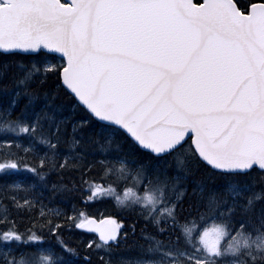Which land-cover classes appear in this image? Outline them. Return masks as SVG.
I'll use <instances>...</instances> for the list:
<instances>
[{
    "label": "snow or ice",
    "instance_id": "1",
    "mask_svg": "<svg viewBox=\"0 0 264 264\" xmlns=\"http://www.w3.org/2000/svg\"><path fill=\"white\" fill-rule=\"evenodd\" d=\"M0 264H264V0H0Z\"/></svg>",
    "mask_w": 264,
    "mask_h": 264
},
{
    "label": "trees",
    "instance_id": "2",
    "mask_svg": "<svg viewBox=\"0 0 264 264\" xmlns=\"http://www.w3.org/2000/svg\"><path fill=\"white\" fill-rule=\"evenodd\" d=\"M103 205H101V204H94L93 206H92V209H91V211H95L97 208H100L101 210H103ZM97 216H99V213H97Z\"/></svg>",
    "mask_w": 264,
    "mask_h": 264
}]
</instances>
